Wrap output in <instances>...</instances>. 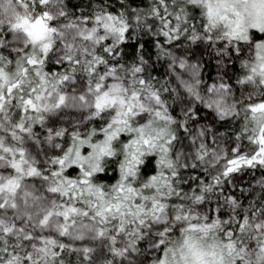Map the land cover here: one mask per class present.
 <instances>
[{
	"label": "snow or ice",
	"instance_id": "snow-or-ice-1",
	"mask_svg": "<svg viewBox=\"0 0 264 264\" xmlns=\"http://www.w3.org/2000/svg\"><path fill=\"white\" fill-rule=\"evenodd\" d=\"M0 264H264V0H0Z\"/></svg>",
	"mask_w": 264,
	"mask_h": 264
},
{
	"label": "rangeland",
	"instance_id": "rangeland-1",
	"mask_svg": "<svg viewBox=\"0 0 264 264\" xmlns=\"http://www.w3.org/2000/svg\"><path fill=\"white\" fill-rule=\"evenodd\" d=\"M256 176L258 177V175L256 174ZM249 179V177L248 176H245L244 177V180H248Z\"/></svg>",
	"mask_w": 264,
	"mask_h": 264
},
{
	"label": "trees",
	"instance_id": "trees-1",
	"mask_svg": "<svg viewBox=\"0 0 264 264\" xmlns=\"http://www.w3.org/2000/svg\"><path fill=\"white\" fill-rule=\"evenodd\" d=\"M256 174L258 175V177L261 175L260 171H257Z\"/></svg>",
	"mask_w": 264,
	"mask_h": 264
}]
</instances>
